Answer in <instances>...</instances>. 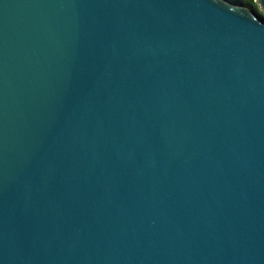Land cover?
Returning a JSON list of instances; mask_svg holds the SVG:
<instances>
[{
    "label": "water",
    "instance_id": "1",
    "mask_svg": "<svg viewBox=\"0 0 264 264\" xmlns=\"http://www.w3.org/2000/svg\"><path fill=\"white\" fill-rule=\"evenodd\" d=\"M0 264H264V21L0 0Z\"/></svg>",
    "mask_w": 264,
    "mask_h": 264
},
{
    "label": "trees",
    "instance_id": "2",
    "mask_svg": "<svg viewBox=\"0 0 264 264\" xmlns=\"http://www.w3.org/2000/svg\"><path fill=\"white\" fill-rule=\"evenodd\" d=\"M226 1L250 8L261 20L264 21V15L259 10L257 4L254 1L252 0H226Z\"/></svg>",
    "mask_w": 264,
    "mask_h": 264
},
{
    "label": "rangeland",
    "instance_id": "3",
    "mask_svg": "<svg viewBox=\"0 0 264 264\" xmlns=\"http://www.w3.org/2000/svg\"><path fill=\"white\" fill-rule=\"evenodd\" d=\"M259 8V7H258ZM259 10L262 12V14L264 15V11H262L260 8H259Z\"/></svg>",
    "mask_w": 264,
    "mask_h": 264
}]
</instances>
